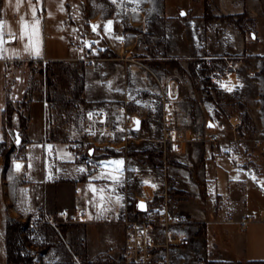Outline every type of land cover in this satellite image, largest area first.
Here are the masks:
<instances>
[{"label":"crops","instance_id":"crops-1","mask_svg":"<svg viewBox=\"0 0 264 264\" xmlns=\"http://www.w3.org/2000/svg\"><path fill=\"white\" fill-rule=\"evenodd\" d=\"M179 1L171 0L167 6L166 0H103L101 5L98 0H64L62 30L73 55L7 58L3 49L0 60L10 59L18 77L22 76L19 79H24L19 88L25 86V72L32 66L77 62L92 69L82 61L81 48L106 58L87 72L88 79L105 84L106 99L121 102L117 106L141 119L140 130L133 132L126 145L117 139L108 147H129L144 157L154 154L157 158L156 164L144 163L136 153L114 152L116 156L102 158L107 163L105 171L74 177L60 174L58 163L45 173L41 154L36 156L35 170L30 174L25 156L15 157L16 152L8 151L6 163L0 162V239L7 238L11 226L15 246L28 258L27 264H125L120 257L121 220L127 215L119 220L115 207L118 197L113 189L105 192L98 181L106 178L105 173L127 174L142 164L149 172L140 175L142 182L152 188L147 209L167 202L166 217L175 221L171 226L176 239L172 245L175 264H264V222L243 227L238 221L226 220L230 214L237 220L240 215L264 213V156L257 155L260 152L251 144L257 137L264 140V62L257 50L247 48L244 27L239 26L242 19L238 20L244 14L248 22H263L264 0H185V17L180 16ZM43 6L45 10L51 2L45 0ZM1 10L0 0V20ZM9 14L16 22L40 17L39 9L28 16L16 6ZM119 37L127 44L125 57L120 58L116 52L121 48L109 47V42ZM20 38L25 41V34ZM18 39L15 32L0 31L3 44H15ZM235 54L241 57L229 66L225 59ZM206 56L221 59L228 66L213 71L193 64L194 58ZM142 65L154 71L167 87L165 99ZM27 92L3 114V124L10 121L0 150L5 149L11 127L27 135L30 116L25 103L37 102L28 98ZM217 92L225 101L246 102L252 127L248 128L239 115L222 112ZM156 96L161 103L155 101ZM114 106L105 110L109 119L114 116ZM45 115L43 111V124ZM164 120L176 130L174 142L164 137ZM212 133L218 135L217 149L208 141ZM248 152L251 155L246 161ZM156 167L162 177L151 174ZM76 208H84V221L40 224L35 233H27L32 212L43 209L56 214ZM20 230L28 235L24 249L16 244ZM0 257H4L1 241Z\"/></svg>","mask_w":264,"mask_h":264},{"label":"rangeland","instance_id":"rangeland-1","mask_svg":"<svg viewBox=\"0 0 264 264\" xmlns=\"http://www.w3.org/2000/svg\"><path fill=\"white\" fill-rule=\"evenodd\" d=\"M46 1L51 2V6L44 10L43 3L45 0H1L0 31L15 32L19 39L17 43L8 45L3 44L0 40V56H4L3 49L6 51L7 58L13 55L20 57L53 55L69 57L74 54V51L68 46V37L62 30L63 18L60 14L62 13V2L64 0ZM102 1L98 0V4L101 5ZM170 1L166 0L167 6L170 5ZM184 1H179L181 3L179 10L186 11V6L182 5ZM14 6L19 8L21 14L28 16L33 13L34 15L37 14L39 9L40 17L27 16L28 20L24 17V20L19 22L13 21L9 13ZM105 9L107 10V7ZM240 25L244 27L247 48L250 52L254 49L257 50L259 59L264 62L261 58L264 57V21L258 23L248 22V19L246 20L243 17ZM21 34H25V41L21 40ZM46 34L48 37L45 36ZM240 57L238 54L230 55L226 57L225 61L230 64L229 66H233ZM248 57L250 56L248 55ZM227 63L224 65L228 66ZM91 68L84 67L77 62L51 66H32L30 70L25 72V86L22 85L19 88L24 79H19L20 76L18 77L16 66L10 59L0 60V140L3 138L4 128H9L10 121L5 120L6 124H3L4 112L8 111L11 106H16V100H22L23 92L28 91L27 97L37 100L35 103L28 101L25 103L30 122L26 128L27 135L24 132H19L22 138L20 144H15L16 137L13 127L9 129V134L5 138V149L0 150V162L2 164L6 163V155H3V153L6 152L7 154L8 151L16 152L15 157L25 156L29 171H31L30 174L34 173L35 159L40 154L39 159L41 158L45 166V173L50 170L54 163H58L60 174L67 173L69 176L74 177L93 175L91 167L96 164L101 166L98 173L105 171L107 163L103 161L101 156H106L108 151L109 153H136L135 157L138 160L144 163L151 161L156 164L157 158L154 154L144 157L141 152L134 151L133 148L113 149L108 147L110 142L98 141L95 145L94 141L87 139L85 113L94 110H106L108 105L121 104V102H112L106 99L105 84H100L102 85L100 86L98 85V79L97 81L88 79L87 72L96 69V67ZM263 72L264 69L262 71L264 77ZM221 97L224 98L223 95ZM155 101L161 103L158 96L155 97ZM126 106L128 105L126 104ZM43 111L46 113L44 124ZM132 111H134V107H132ZM43 125L46 126V134ZM46 137L57 142L53 143L47 140ZM39 140L41 142H38ZM251 144L255 148L253 141H251ZM22 147L25 148H23L24 151ZM91 148H93V153L90 155L89 150ZM146 169H148L146 164H142L139 169L127 174L116 171L114 174L105 173L107 179L104 178L98 181V185L104 188L105 192L113 189L115 196L118 197L115 207L119 211V220L124 215L128 217L138 215L135 207V202L138 199L148 201V207L151 206V185L142 182L140 176L142 173L143 176L149 173ZM151 174L156 177L163 176L159 167L154 168ZM107 182L110 183L108 187L105 184ZM255 214L257 216L261 215L259 213ZM27 240L28 235L26 233L21 234L20 230L16 244L19 246L21 244L24 249L23 244Z\"/></svg>","mask_w":264,"mask_h":264},{"label":"built area","instance_id":"built-area-1","mask_svg":"<svg viewBox=\"0 0 264 264\" xmlns=\"http://www.w3.org/2000/svg\"><path fill=\"white\" fill-rule=\"evenodd\" d=\"M48 37L47 35H45ZM72 47L75 45L70 44ZM126 39L119 37L109 42V47L112 50L121 48L122 51H117V57H125L124 51L126 48ZM84 53L82 61L89 63L91 67H97L99 62L105 60L102 56L92 53L90 48H81ZM193 64L204 66L210 70H219L224 66L221 59L214 57L194 58ZM158 86L159 92L163 99L166 98L168 89L162 83L160 77L150 68L142 65ZM114 116L109 119L105 110H94L85 113L86 119V136L87 139L94 141L95 145L100 142H114L118 139L120 143L126 145L132 138L133 118L121 106L113 107ZM110 121V122H108ZM171 122L164 120L162 129L164 137L168 142H174L177 138L176 130L171 126ZM208 141L214 149L218 147V135L212 133L208 137ZM253 145L260 152L264 153V140L255 138ZM101 169L100 165L91 167V172L96 173ZM168 204L163 203L160 206L147 209L144 213H139L136 217L125 216L121 220L123 229V245L120 252V257L125 264H175L172 254V245L176 239L171 234V226L175 221H171L166 216L168 214ZM84 208H76L74 210H63L59 213H51L40 209L31 213L28 218L27 233L33 234L36 232L37 226L40 224H57V223H76L85 220ZM228 222L238 221L241 226L245 227L248 223L263 221L264 213L260 216L256 214L240 215L237 220L230 214L227 216Z\"/></svg>","mask_w":264,"mask_h":264},{"label":"trees","instance_id":"trees-1","mask_svg":"<svg viewBox=\"0 0 264 264\" xmlns=\"http://www.w3.org/2000/svg\"><path fill=\"white\" fill-rule=\"evenodd\" d=\"M244 17V14L239 17L238 20H241ZM239 25V24H238ZM241 27V25H239ZM264 60V57H261ZM264 75V72H263ZM222 93L217 92L216 96L218 99V106L220 110L227 114H237L242 118V121L246 126L252 127L251 119L249 116V108L246 102L241 100H231V101H225L224 98L221 97ZM3 155H7L6 152L3 153ZM105 155V154H103ZM114 152L108 151L106 153V156H116ZM251 153H245L244 158L247 159L250 157ZM257 155L264 156V153H258ZM106 156H101V158H104ZM246 164V162H245ZM11 226L6 231L7 238L1 237L0 241L3 244L4 247V257H0V264H27L28 258L25 255L20 254L19 248L15 246V240H14V232L13 229L11 230ZM14 228V227H13Z\"/></svg>","mask_w":264,"mask_h":264},{"label":"water","instance_id":"water-1","mask_svg":"<svg viewBox=\"0 0 264 264\" xmlns=\"http://www.w3.org/2000/svg\"><path fill=\"white\" fill-rule=\"evenodd\" d=\"M180 16L181 17H185L186 16V12L182 11L180 13ZM252 37H253V35H252ZM211 125L212 124H210V123L208 124V126H211ZM140 127H141V119L138 118V117L133 118L132 130L133 131H138V130H140ZM14 134H15V137H16L15 144L18 145L21 142V136L19 135L18 131H14ZM92 153H93V148H91L89 150V154L91 155ZM135 206H136V210L139 213H144V212L147 211L148 203L145 200H137L136 203H135Z\"/></svg>","mask_w":264,"mask_h":264},{"label":"snow or ice","instance_id":"snow-or-ice-1","mask_svg":"<svg viewBox=\"0 0 264 264\" xmlns=\"http://www.w3.org/2000/svg\"><path fill=\"white\" fill-rule=\"evenodd\" d=\"M17 167H19V166H17Z\"/></svg>","mask_w":264,"mask_h":264}]
</instances>
